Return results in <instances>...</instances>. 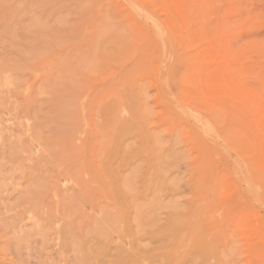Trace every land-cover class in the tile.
Listing matches in <instances>:
<instances>
[{"label":"rangeland","instance_id":"374dc122","mask_svg":"<svg viewBox=\"0 0 264 264\" xmlns=\"http://www.w3.org/2000/svg\"><path fill=\"white\" fill-rule=\"evenodd\" d=\"M134 246L264 264V0H0V264Z\"/></svg>","mask_w":264,"mask_h":264},{"label":"bare ground","instance_id":"6f19581e","mask_svg":"<svg viewBox=\"0 0 264 264\" xmlns=\"http://www.w3.org/2000/svg\"><path fill=\"white\" fill-rule=\"evenodd\" d=\"M133 127H136L135 125L132 126ZM129 131V130H128ZM127 131V132H128ZM167 227L164 228V230H161L159 231L158 233H155L154 235V238L158 239V240H165L167 238V240L171 241V239H174L172 242L175 243L176 239H177V233L176 230L173 231V230H170V231H167L166 230ZM169 230V229H168ZM178 232V231H177ZM96 234V235H95ZM93 236V240L91 241L90 243V246L87 248V251H88V255L90 258H95V259H102L104 257H106V254H107V251H108V245H109V242L107 239L103 238L102 237V234L101 233H95ZM176 235V237H175ZM196 235V234H195ZM195 238V236H194ZM199 238V236H198ZM155 239V240H156ZM197 239V237L195 238ZM189 240V239H188ZM187 240V241H188ZM198 240V239H197ZM193 241V240H191ZM195 241V240H194ZM193 241V242H194ZM199 241V240H198ZM170 242V243H172ZM173 245V244H172ZM193 245V244H192ZM174 247V246H173ZM194 247V246H193ZM196 248H194L195 250ZM136 246H134V250L132 252H126L128 250H124V249H119L117 255L115 256L116 258V264H139V261L141 260L140 256L137 255V253H135L136 251ZM203 253V251H201ZM167 254V253H166ZM146 255V254H145ZM196 255V254H195ZM169 256V257H168ZM166 256L165 258L166 259H169L171 255H168ZM200 256V255H199ZM201 256H204V254ZM173 256H171L170 259H172ZM198 258V257H197ZM169 259V260H170ZM102 261V260H101Z\"/></svg>","mask_w":264,"mask_h":264}]
</instances>
